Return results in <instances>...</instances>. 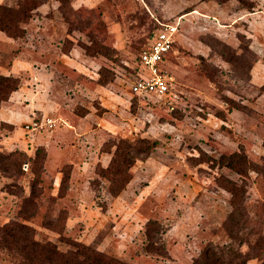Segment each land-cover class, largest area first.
I'll list each match as a JSON object with an SVG mask.
<instances>
[{"label":"rangeland","instance_id":"374dc122","mask_svg":"<svg viewBox=\"0 0 264 264\" xmlns=\"http://www.w3.org/2000/svg\"><path fill=\"white\" fill-rule=\"evenodd\" d=\"M37 1L23 37L0 32V73L20 79L9 107L20 120L0 125V153L28 159L18 175L0 176V226L23 222L61 251L71 240L127 264H192L209 244L264 264V0H251L252 11L233 0ZM177 19L162 65L168 94L131 95L139 53L159 23ZM43 117L56 126L25 131ZM120 139L156 145L111 197L106 179L92 181ZM234 152L245 154L244 175L213 162ZM218 180L246 191L236 238ZM0 264L15 260L0 251Z\"/></svg>","mask_w":264,"mask_h":264},{"label":"trees","instance_id":"16d2710c","mask_svg":"<svg viewBox=\"0 0 264 264\" xmlns=\"http://www.w3.org/2000/svg\"><path fill=\"white\" fill-rule=\"evenodd\" d=\"M200 1L204 2L208 0ZM215 1L218 4H223L230 0ZM233 1H236L241 8L248 11H252L255 7V3L251 0ZM40 4L42 3H39L37 0H24L18 3L16 7L0 5V32L11 39L23 37L26 33L23 25L30 22L33 12ZM68 50L65 49L63 52L67 53ZM19 87V78L0 73V107L2 103L9 100L11 94L16 92ZM155 145V142H151L148 139H138L133 142L120 139L116 143L113 142L108 149L103 150L111 154L108 164L105 167L101 165L96 166V179L92 183L106 179L109 182V195L117 197L130 182L131 176L128 173L130 168L138 159L148 157ZM113 147L114 150L111 151ZM37 155L39 158V153H35V158ZM25 160L28 159L22 152L0 153V176L11 177L18 175ZM213 162L240 175L246 173L247 160L245 154L242 152L222 155L219 161L213 160ZM65 167L68 169V173L63 172L60 183L61 188L67 185L72 169L71 166ZM258 170L264 174V162ZM218 185L231 195L230 203L232 210L225 222V229L231 238H236L235 231L239 229V223L245 216L243 212L245 188L237 186L231 180H225L224 183L218 180ZM32 192L31 190L30 196L24 199L25 203L31 201ZM64 242L70 245V249L61 251L51 242L38 241L35 238L34 229L23 222L13 221L0 226V251L14 258L15 264H127L113 256L97 251L91 246L71 240H64ZM249 258V256L243 255L238 248H234L230 244L222 246L209 244L203 248L198 258L192 264H246Z\"/></svg>","mask_w":264,"mask_h":264},{"label":"built area","instance_id":"2783aa9c","mask_svg":"<svg viewBox=\"0 0 264 264\" xmlns=\"http://www.w3.org/2000/svg\"><path fill=\"white\" fill-rule=\"evenodd\" d=\"M179 26L178 19L159 23L156 31L138 55V74L130 83L131 95L162 98L168 94L171 77L162 65L173 48ZM55 126L54 119L43 117L26 123L24 129L26 132H41L52 130Z\"/></svg>","mask_w":264,"mask_h":264},{"label":"crops","instance_id":"0c3cea01","mask_svg":"<svg viewBox=\"0 0 264 264\" xmlns=\"http://www.w3.org/2000/svg\"><path fill=\"white\" fill-rule=\"evenodd\" d=\"M4 75H7V74H4ZM14 93H16V92H14ZM14 93L11 94V96L7 102H4L1 104V107H0V125L5 124L7 126L8 125L12 126L13 129H16V122H17V120H20L19 119L20 117L18 115H15L13 113L12 109H9V107L11 105L10 100L13 98L12 96Z\"/></svg>","mask_w":264,"mask_h":264}]
</instances>
